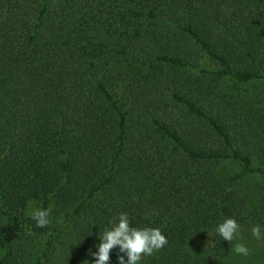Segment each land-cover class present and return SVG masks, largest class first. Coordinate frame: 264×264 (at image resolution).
Instances as JSON below:
<instances>
[{"label": "trees", "instance_id": "16d2710c", "mask_svg": "<svg viewBox=\"0 0 264 264\" xmlns=\"http://www.w3.org/2000/svg\"><path fill=\"white\" fill-rule=\"evenodd\" d=\"M263 4L0 0V264H48L67 222L94 262L121 213L167 237L150 264L228 258L226 218L264 228V194L251 202L242 188L264 180V114L229 113L206 82L264 80ZM134 63L148 70L132 78ZM32 204L50 209L47 227ZM200 234L212 257L194 261Z\"/></svg>", "mask_w": 264, "mask_h": 264}, {"label": "rangeland", "instance_id": "374dc122", "mask_svg": "<svg viewBox=\"0 0 264 264\" xmlns=\"http://www.w3.org/2000/svg\"><path fill=\"white\" fill-rule=\"evenodd\" d=\"M264 5V4H263ZM207 69L213 70L215 66L213 64H207ZM131 74L132 78L139 76L142 72L148 70V66H144L142 63H134L124 68ZM194 76L192 72H184L181 76L182 80L188 79V77ZM207 83H213L215 88L213 94L219 95L223 100V107L228 108V112L231 113L232 109H236L240 113L246 112H262L264 114V80H255L248 83H241L230 79H223L218 82L207 80ZM217 95V96H218ZM220 101L219 99H216ZM245 115V114H243ZM230 124L233 128V124L238 122L233 118ZM237 164H227L224 166V172L231 175L239 171ZM243 190L249 196L251 202H255L258 198L264 194V180L260 178H247L242 184ZM36 208L35 204L30 206V211ZM254 225L242 226L240 230V238L230 244L231 255L225 259H216L217 264H264V239L256 240L252 236L251 229ZM262 233L264 228L261 227ZM56 252L50 257L48 264H94L91 258L84 255L78 247L75 240L71 222L63 224L56 233ZM212 235H197L193 237L189 245V252L194 261L212 257ZM236 243H243L250 250L249 256L237 255L232 248ZM34 257L40 255V245L35 243L31 248ZM155 256V254H153ZM147 256L142 258L139 264H150V259L154 256Z\"/></svg>", "mask_w": 264, "mask_h": 264}, {"label": "clouds", "instance_id": "9594fccd", "mask_svg": "<svg viewBox=\"0 0 264 264\" xmlns=\"http://www.w3.org/2000/svg\"><path fill=\"white\" fill-rule=\"evenodd\" d=\"M50 209L36 208L31 212V218L36 222V227L44 228L50 224ZM110 229L100 231L96 245L97 252L89 249V255L95 257L94 264H109L110 253L118 248V264H139L142 258L152 256L155 252L163 249L167 244V237L161 229L153 227H133L130 224L127 213H121L118 223L113 221ZM241 225L234 218H226L216 228V232L222 240L232 244L240 238ZM252 236L256 240L264 239V233L259 225L251 229ZM237 255L249 256L251 250L243 243H236L232 248ZM123 255H120V254ZM125 255L127 260H125Z\"/></svg>", "mask_w": 264, "mask_h": 264}]
</instances>
